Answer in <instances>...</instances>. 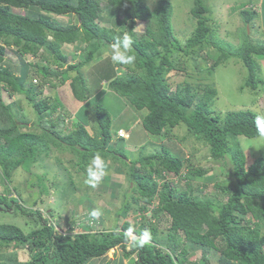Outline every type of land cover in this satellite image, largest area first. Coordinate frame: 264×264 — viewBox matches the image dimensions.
I'll list each match as a JSON object with an SVG mask.
<instances>
[{
  "label": "trees",
  "instance_id": "trees-1",
  "mask_svg": "<svg viewBox=\"0 0 264 264\" xmlns=\"http://www.w3.org/2000/svg\"><path fill=\"white\" fill-rule=\"evenodd\" d=\"M105 1L107 8L123 15L120 28L100 24L102 0H0V181L7 192H0V250L11 246L27 248L31 259L25 264H87L115 247L121 248L125 257L136 254L134 264H207L209 249L220 253L218 264H264V155L248 165V155L238 140L239 136H262L257 130V118L264 116L251 109L215 110V86L206 84L201 92L187 80L173 85L170 75L173 71L182 72L181 56L201 57L207 67L206 58L211 56L207 49L216 46L221 52L211 56L214 61L206 70L213 73L230 56L238 58L247 70V80L240 90L254 91L256 101L264 92V77L260 76L256 58L264 59V41H253L248 26L259 18L260 11L249 8V4L241 5L244 39L231 50L221 48L214 40L208 0H193L190 13L195 27L185 41L175 34L170 0L159 1L153 9L147 5L148 0ZM22 5L27 7L25 13L13 10ZM64 15H76L78 23L61 24L56 17ZM139 22H144L142 30L136 29ZM123 34L132 40L134 62L114 63V68L108 66L104 73L95 67L92 85L98 91L92 94L90 78L82 68ZM79 38L84 42L86 55L82 62L72 64L63 46ZM8 47L14 48L18 61L8 60ZM28 55L41 60L27 61ZM12 64L19 70H12ZM196 65L203 71L202 65ZM117 66L122 67L120 75L115 72ZM71 72L76 74L72 76ZM36 76L39 83L34 82ZM104 80L139 112L136 117L148 140L151 135L160 141L157 151L142 154L138 160L128 162L123 155L125 160L116 169L132 183V193L128 195L132 201H125L117 215L125 216L134 210L142 214L149 210L151 215L143 214L135 224L125 221L97 233L80 222L81 231L62 234L56 227L59 223H53V217L50 221L40 207L36 208L39 203L34 193L30 192V199L22 200L23 193H18L12 184L15 171L20 167L30 171L40 158L57 151L73 153V165L82 177L94 157L112 159L115 164L121 160L111 144L112 114L100 102L105 92L100 84ZM66 82L75 98L86 101L71 121L70 130L66 120L71 115L61 100L45 94L50 86L56 88ZM4 91L11 96L23 95L31 103L36 117L31 127L22 121L26 116L24 105L4 98ZM89 94L95 95L93 100ZM89 116L97 120L93 135L87 129ZM25 127L27 130H23ZM180 128L186 131L181 130L178 136L176 130ZM191 137L208 146L212 159L229 164L230 179L217 185L222 193L219 196L201 195L202 188H198L200 194L196 193L192 177H201L207 171L196 167L191 156L182 158L167 147L168 142L183 147ZM183 169L188 170L182 174ZM165 170L183 177L184 186L177 187L168 179L159 182L158 178H165ZM39 181L40 193L47 194L49 188L40 176ZM77 184L71 183L73 187L69 188L79 190ZM50 210L53 215L55 210ZM165 216L169 219L166 231L160 225ZM70 221L68 216L67 222ZM130 231L137 237L127 249ZM145 231L150 233V240L140 246L139 237ZM196 250L203 251L204 261L191 260V251ZM0 264L24 263L2 260Z\"/></svg>",
  "mask_w": 264,
  "mask_h": 264
},
{
  "label": "rangeland",
  "instance_id": "rangeland-1",
  "mask_svg": "<svg viewBox=\"0 0 264 264\" xmlns=\"http://www.w3.org/2000/svg\"><path fill=\"white\" fill-rule=\"evenodd\" d=\"M159 1L161 0H148L147 5L153 9L157 6ZM170 1L173 5L172 23L175 28V34L179 39L185 41V39L189 38L195 27V20L192 18L190 13L193 0ZM208 3L212 8V13L209 16L211 17L210 24L215 28L214 40L219 46H221V48H231V50H235L241 43H243L244 38L242 35V29L244 28L245 23L240 14V8L243 4H249V8H254L257 11H260L259 18L255 20L251 26H247L248 28L250 27L249 35L253 41L256 43L264 41V19L263 15H261L262 10L264 9V0H208ZM101 6L104 10L99 19L100 24L107 27H114L115 29L120 28L119 22L123 18V15H116V12H113V9L107 8L105 0H102ZM24 9L25 7L14 10L16 12H22ZM56 19L64 25L68 23H78L76 15L57 16ZM143 28L144 22H139L136 26L137 30H142ZM83 47L84 42L82 41V38H79L76 42L63 46V52L69 57L70 63H79L83 61V57L86 55V52L83 51ZM112 47L113 44L110 47L103 48L102 51H99L93 57L91 63L86 64L82 68L87 78H90V80H88V84L92 94H95L98 91V88L95 90L92 85V82L96 79L95 75L93 77V74L96 71L95 67H98V69L101 68L98 72L104 73L109 67L114 68L115 66L111 59ZM207 51L211 53V56L221 52L216 46L209 47ZM211 56L206 58L207 67H210L214 61V58ZM18 58L20 59L14 48L8 47V60L18 61ZM256 58L259 63L260 76L264 77V60L259 57ZM33 59L40 61L41 57H33L30 55L25 57V60L27 61ZM191 59H188V57L185 56L180 57L179 60L181 61L180 66L182 67V72L176 73L173 71L170 73L171 83L173 85L187 80L191 82L192 85L198 86L200 88L199 91L202 92L203 87L206 84H210L218 89V97L215 100V104L212 106L215 110L226 112L228 110L251 109L264 116V92L261 93L255 101L256 95L254 94V91H251L249 88L240 90V86L247 80V70L238 58L230 56V58L220 64L213 73L206 70L207 67L205 66V60L203 58L194 57V59ZM42 62L45 63L44 61ZM14 63L16 64V62ZM196 63H199V66H203V71H199L197 69ZM98 65H101V67ZM11 69H14L15 71L19 70V68H13V64ZM21 69H23V67ZM121 69L122 67L119 66L118 70L121 71ZM115 72L117 71L115 70ZM20 74L22 73L20 72ZM70 74L73 76L76 73L71 72ZM32 75L33 74H31L32 78L30 77V81L33 79ZM40 77L42 78L41 75ZM39 82L40 81L38 80L37 83ZM104 84V82L100 84L101 89L105 90V95L102 97L100 102L109 110L112 117L115 118L112 120L111 127L116 129L119 127L129 129L132 126L131 119L139 112L134 110L123 97L119 96L116 92L110 89L108 85L104 86ZM60 86H62V84H60L57 88ZM50 87L55 88L52 86ZM63 89L64 88L61 90ZM47 91L48 89L46 90V94ZM62 93L63 96L67 97L66 90H63ZM4 95L7 100H19L24 105V113L26 116L22 121L28 122V127H31L30 125H33V123L36 122V117L33 107L31 103L27 102L26 97L23 95H13L14 97L11 96L10 98V95L7 93H4ZM41 96L43 97L44 95ZM58 96L62 100L61 93H59ZM94 96L95 95H90L89 99L93 100L92 97ZM71 98L73 99L72 95ZM72 102L73 103L68 102L69 105H64L65 110H67L71 115V118L69 116L67 119L69 121V125H67L68 130L72 128L71 121H74L72 115L76 106L79 105V102ZM60 111H62V109ZM86 114H88V111ZM89 118L90 122L87 124L89 125V127L87 126V129L90 134L93 135V129L97 126V120L94 117L89 116ZM138 124L139 125L136 126L137 135L135 137L132 136L130 139L126 138L120 140L116 145H114L115 143H111L113 148H116L119 152L120 155L118 156L121 157V160L116 161L117 164H115L112 159H107V162H105V159H102L105 164L108 163V166L104 165L103 169L100 170L103 172V178L99 183L100 185L98 184L96 187H91L89 184L85 183L88 176L89 166L93 164V161H91L87 167V172H85V175L83 173L82 177L73 165V162L75 161L73 153H62L58 151L52 153L48 157L40 158L39 161L32 166L30 171L21 167L17 169L15 171L14 181L12 184L17 187L18 193L20 191L23 193L22 200L30 199L29 194L34 193L36 195V201L39 203L38 205L36 204V208L40 207L44 212L45 217H48L50 220L51 216L49 214V210L50 207H52V209L57 211V213H69L72 220L77 221V219H80L82 223H88V225L91 221L88 218L89 213L97 210L98 214L95 216L92 214V217L98 218L99 223L96 220H93V229L91 228L90 230L92 233H97L95 230L109 231L115 225L120 226L125 221H130L132 224H135V221L142 219V213H136V211H133L126 217L117 215V212L123 206L124 201H128L131 198L125 193V191L129 195L132 193V183L126 179L124 173H118V171H116L117 165H121V163L125 160L123 155L129 160H138L140 155L155 152L161 147L160 144H157L160 141H157V139L151 135H149V140L150 142L154 141L155 144L152 145L147 143L148 137L145 136L147 132L144 133L145 130L140 126V120H138ZM23 130H27V128L25 127ZM181 130L186 131V128L176 130L178 136L181 133ZM238 140L248 155V165L253 162L255 157L264 155V136H260L259 138L239 136ZM114 141L116 142V139H114ZM184 143V146L181 147V145L177 146L173 142H168L167 147L171 148L174 153L178 154L182 158H186L190 154L191 161L196 167L208 171L201 177H192L191 185L193 186L195 192L200 194V190H198V188H202L203 193L201 195H221L222 193L217 185L230 179L227 174L229 166L228 162L226 160L215 161L211 159L208 146L203 141L200 142L194 137L188 138ZM99 161L100 160H95V164L98 165V163H100ZM187 170L183 169V173L187 172ZM39 176L42 177V181H44L46 186L49 188L47 194L42 192L40 193V189H42V187L38 184L41 182L39 181ZM165 177L176 184L177 187L184 186V183L186 182L183 177L170 172L165 173ZM71 178L74 182H71ZM158 180L163 181L160 178ZM77 181H81V183L78 182L77 184L79 190L70 189V186L73 187L71 183L73 184ZM4 188H6V186L3 183V180H1L0 192L7 193ZM78 203L82 204L79 205ZM73 209H75L76 215H71ZM147 219L149 220V218ZM168 220V217L165 216L160 222L161 227L163 226L165 231L167 229L166 227L169 225ZM63 223L64 221L61 220V224L64 227L61 228V233L63 234H66L67 231L72 232V230H82V228L77 225L66 226ZM88 227H90V225ZM208 251L209 257H207L209 260L207 264H218L219 252L213 249H209ZM191 253V260L198 261L202 259L200 250L191 251ZM30 259L31 255L29 254L27 248L11 246L7 249L0 250V261L18 260L19 262L25 264L28 263ZM135 259L136 254H133L130 257H125L122 249L117 247L109 250L108 253L101 258L90 259L87 264H134Z\"/></svg>",
  "mask_w": 264,
  "mask_h": 264
},
{
  "label": "clouds",
  "instance_id": "clouds-1",
  "mask_svg": "<svg viewBox=\"0 0 264 264\" xmlns=\"http://www.w3.org/2000/svg\"><path fill=\"white\" fill-rule=\"evenodd\" d=\"M23 7H25V9L22 11V12H18V13H25V11H26V6L25 5H22L21 7H13V10L14 9H21V8H23ZM15 11V10H14ZM16 12V11H15ZM131 52H132V40H131V38L127 35V34H123V35H120V36H117L115 39H114V41H113V47H112V56H111V59H112V62L113 63H116V64H132L133 62H134V60H135V57L133 56V55H131ZM118 68H119V66H117L116 67V71H118ZM120 74H122V70L120 71V73H119V75ZM35 78H37V80H40L37 76L35 77ZM34 78V79H35ZM35 82V81H34ZM38 82V81H37ZM37 82H35V83H37ZM48 87V84L46 85V88ZM109 87V86H108ZM48 90H49V88H47ZM46 89V90H47ZM46 90H45V93H46ZM4 93H7L8 95H10L9 94V92H7V91H4ZM15 95V94H14ZM14 97V96H13ZM75 97V96H74ZM4 98H5V95H4ZM10 98H11V95H10ZM77 99V98H76ZM73 118L75 119V117L73 116ZM66 122H67V125H69V121L68 120H66ZM71 123V122H70ZM261 125H264V117H258L257 118V130L258 131H260L261 132V135L262 136H264V129H262L261 128ZM88 127H89V125H88ZM112 128V130H111V133H112V143H115L114 145H116L117 144V142L118 141H120V140H123V139H126V138H128V139H130L131 137H132V133H131V131H130V129H131V127L129 128V129H125V128H117V129H114L113 127H111ZM120 131H123L124 132V134L125 135H121V133H120ZM114 139H116V142L114 141ZM147 143H150V144H152V145H154L155 144V142H150V140H148L147 141ZM189 157L191 156L190 154L188 155ZM187 156V157H188ZM211 156V155H210ZM136 159V158H135ZM211 159H212V157H211ZM95 160H101L102 161V163L104 164V165H108V163H104L103 162V160L101 159V158H98V157H94L93 158V164L92 165H90L89 166V170H88V176H87V179L85 180V183H87V184H89L91 187H96L99 183H100V181L102 180V178H103V172L102 171H100L99 170V167H100V165H101V163H98V165H96L95 164ZM132 160H134V159H132ZM132 160H129L128 159V162L129 161H132ZM214 160V159H213ZM108 161V160H107ZM107 161H105V162H107ZM108 168V167H107ZM103 169V168H102ZM107 170V169H106ZM168 171H163V176H165V173H167ZM208 172V171H207ZM206 172V173H207ZM186 173V172H185ZM205 173V174H206ZM85 174V173H84ZM182 174H184L183 172H182ZM82 175V174H81ZM176 175V174H175ZM159 179V178H158ZM160 179H162L163 181L166 179L167 180V178L165 177V178H160ZM169 180V179H168ZM77 182H80L81 183V181H77ZM159 182H162L161 180H159ZM100 185V184H99ZM125 193L127 194V195H129L126 191H125ZM223 197V196H222ZM132 200H131V198L128 200V201H126V202H131ZM79 202H80V200H79ZM125 202V201H124ZM79 205H81L82 203H78ZM150 208H151V206H149ZM119 211V210H118ZM135 211V210H134ZM131 212H133V211H131ZM137 212H139V213H142L141 211H136V213ZM52 213V212H51ZM130 213V212H129ZM128 213V214H129ZM50 214V213H49ZM92 214L95 216V215H97L98 214V211L97 210H94L93 211V213H89V215H88V218L91 220L89 223V225H90V227L93 229V220H96L98 223H99V219L98 218H94V217H92ZM117 214H118V212H117ZM127 214V215H128ZM143 214H145V216L147 217L148 215H151V211H146V212H143ZM143 214H142V217H143ZM54 215V216H53ZM53 215H50L51 216V219H52V217H53V219H54V221H53V223H55V222H58L59 223V225H57L56 227H58L57 228V230H58V232L59 233H61V228H64L63 226H62V224H61V220H63L64 221V225H66V226H75V225H73V223H72V217L70 216V214L69 213H57V211H53ZM71 215H76V211H75V209H73V212L71 213ZM127 215H125V216H122V217H126ZM68 216H70V218H71V221H70V223H68L67 222V217ZM141 217V218H142ZM51 221V220H50ZM78 222V223H77ZM81 221H80V219H78L77 221H76V223H77V226H78V224L80 223ZM82 223V222H81ZM84 225H88V223L87 224H85V223H83ZM88 225V226H89ZM78 227H80V226H78ZM261 227H262V232L264 233V224L263 225H261ZM70 230V229H69ZM73 232H74V230H72ZM96 232H98V231H103V230H95ZM75 232H78L77 230L75 231ZM67 233H68V231H67ZM66 233V234H67ZM63 234V233H62ZM129 235H130V240H129V243H128V245L129 246H127V249H129L131 246V243H132V241H133V239L135 238V237H137V235H136V233L135 232H133V231H130L129 232ZM140 240H139V245L140 246H143L144 244H146V243H148L149 242V240H150V233L149 232H147V231H145V233L144 234H142V235H140ZM115 248H117V247H115ZM112 249H114V248H112ZM176 251H178V250H176ZM201 251V257H202V260L204 259V256H203V251L202 250H200ZM173 252V251H172ZM219 255H220V253H219ZM200 257V258H201Z\"/></svg>",
  "mask_w": 264,
  "mask_h": 264
},
{
  "label": "crops",
  "instance_id": "crops-1",
  "mask_svg": "<svg viewBox=\"0 0 264 264\" xmlns=\"http://www.w3.org/2000/svg\"><path fill=\"white\" fill-rule=\"evenodd\" d=\"M262 9H263V7H262ZM261 15H263V19H264V9L262 10V14ZM264 60V59H263ZM120 73V71L118 70L117 72H116V74H119ZM70 81V80H69ZM105 84H104V86H107L108 85V82L107 81H103ZM102 83V82H101ZM69 84V83H68ZM68 84H65V85H62V86H60L59 88H49V90L47 91V94L46 95H52V96H56V97H58L59 98V96H58V94L59 93H61V97H62V100H61V102L63 103V105H69L68 104V102L69 103H73L72 101H76V102H79V105H77L76 106V104H75V106H76V109L74 110V112H73V115H72V117L74 116L75 117V115H76V113L78 112V110H80L81 109V107L85 104V102L84 101H80V100H78V99H76L75 97H74V95H73V92H72V88H71V86L70 85H68ZM66 87V88H65ZM68 87V88H67ZM62 88H64L63 90H66V92H67V97H65V96H63V90H61ZM57 89V90H56ZM100 89H101V87H100ZM104 90V89H103ZM48 92H49V94H48ZM71 95L73 96V99L71 98ZM104 95H105V93H104ZM103 95V96H104ZM102 96V97H103ZM79 108V109H78ZM113 119H115L114 117H113ZM138 120H140L139 118L137 119V117H136V115L134 116V118H132L131 119V122H132V126H131V129H130V131H131V133H132V136H136L137 135V131H136V126H138L139 124H138ZM140 126H141V124H140ZM119 128H122V127H119ZM114 129H116V128H114ZM140 132H142V131H140ZM146 131H144V133H145ZM100 163H101V165H100V167H99V170H102V168L104 167V164L102 163V161L100 160L99 161Z\"/></svg>",
  "mask_w": 264,
  "mask_h": 264
},
{
  "label": "built area",
  "instance_id": "built-area-1",
  "mask_svg": "<svg viewBox=\"0 0 264 264\" xmlns=\"http://www.w3.org/2000/svg\"><path fill=\"white\" fill-rule=\"evenodd\" d=\"M35 82H37L38 80L35 78L34 79ZM121 135H125L123 131H120Z\"/></svg>",
  "mask_w": 264,
  "mask_h": 264
},
{
  "label": "bare ground",
  "instance_id": "bare-ground-1",
  "mask_svg": "<svg viewBox=\"0 0 264 264\" xmlns=\"http://www.w3.org/2000/svg\"><path fill=\"white\" fill-rule=\"evenodd\" d=\"M67 45V44H66ZM65 46V45H64ZM66 84H67V82H66ZM112 130V129H111Z\"/></svg>",
  "mask_w": 264,
  "mask_h": 264
}]
</instances>
